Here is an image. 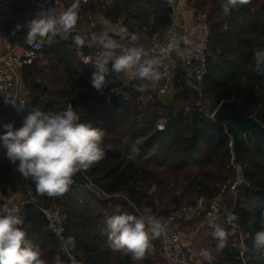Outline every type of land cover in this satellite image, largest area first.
Segmentation results:
<instances>
[{
  "label": "trees",
  "instance_id": "1",
  "mask_svg": "<svg viewBox=\"0 0 264 264\" xmlns=\"http://www.w3.org/2000/svg\"><path fill=\"white\" fill-rule=\"evenodd\" d=\"M96 7L80 3L79 16L90 23L91 17H103L113 25L122 22L128 33L147 34L161 39L172 24V9L164 0H94ZM75 0H65L66 7ZM196 11L207 15L210 28L208 47L210 57L203 86L205 92L219 104L222 100L245 106L250 116L264 124V65L258 71L253 59L256 50L264 48V0H250L237 5L225 15L221 4L225 0H189ZM86 33L87 42L93 33L103 31L95 20ZM70 40H52L37 59L22 70L23 84L29 89L27 100L43 111L59 112L69 106L78 114L81 123H91L105 132L101 148L104 157L89 170L83 171L88 186L75 185L60 202L66 214L62 238L51 234L45 217L35 206H27V220L22 230L26 238L41 252L47 264H54L60 256L63 264H163L157 250L159 238L152 240V248L143 261L113 250L110 246L106 219L118 214L141 216L145 213H170L183 205H196L203 199L205 210L181 223L202 222L210 201L222 193L229 195V186L237 173L233 164L230 136L226 128L199 110L194 104L180 110L169 120L163 131L157 129L160 112L169 108L152 98L142 103L138 79L123 86L107 77L110 83L102 91L91 85L94 68L85 64L82 56L96 49L87 43L78 47ZM40 79L42 82H40ZM188 98L196 100L193 91ZM218 106V105H217ZM11 123L14 129L23 119L11 105L0 106V135ZM244 183L236 196L225 200L218 216L232 234L222 250L211 235L207 243L212 259L205 264H244L240 255L242 245L239 231L244 235L247 264H264V255L254 247L256 232L264 228V135H250L241 164ZM15 166L6 158L0 142V200L13 189ZM35 194V185L26 180ZM226 187L227 189L222 192ZM155 189V190H153ZM172 207L165 208L166 204ZM229 214L238 219L227 224ZM235 224L236 226H234ZM74 247L65 244L68 238ZM160 262H159V261Z\"/></svg>",
  "mask_w": 264,
  "mask_h": 264
},
{
  "label": "clouds",
  "instance_id": "2",
  "mask_svg": "<svg viewBox=\"0 0 264 264\" xmlns=\"http://www.w3.org/2000/svg\"><path fill=\"white\" fill-rule=\"evenodd\" d=\"M248 3L250 0H225L221 8L228 15L233 7ZM79 6L80 0L66 8L63 0H55V6L40 9L23 25L17 24L14 31L26 28L25 43L29 46L50 44L56 35L68 34L76 28ZM100 24L104 30L93 33L87 42L80 36L74 37L78 47L87 43L89 48L97 49L94 57L83 59L94 68L90 81L93 88L102 91L110 83L107 77L111 73L121 74L128 80L151 83L159 80L158 61L138 43L136 33L129 34L126 28L116 27L102 17ZM109 32L116 36L127 35L128 42H118ZM253 59L259 71L264 65V48L256 50ZM138 90H146V85H138ZM4 102L18 112L30 109L19 129H14L11 123L3 126L6 131L0 135V142L10 164L25 180L35 185L38 193L50 197L65 194L77 173L89 170L103 159L101 144L105 132L91 123L79 122L80 117L71 106L59 112H46L16 96L6 95ZM237 219L234 214H229L226 223L232 224ZM23 222L19 208L11 199L0 203V264H47L40 250L26 238V232L20 227ZM106 224L110 246L133 261H143L152 248V240L165 232V226L155 216L145 218L124 213L108 217ZM210 227L211 235L218 242V250H222L232 233L216 220L210 221ZM65 244L75 246L71 237ZM254 247L264 255V228L256 232ZM201 255L209 261L213 258L207 250H202ZM54 264H63L59 255L54 257ZM72 264L77 261L73 259Z\"/></svg>",
  "mask_w": 264,
  "mask_h": 264
},
{
  "label": "built area",
  "instance_id": "3",
  "mask_svg": "<svg viewBox=\"0 0 264 264\" xmlns=\"http://www.w3.org/2000/svg\"><path fill=\"white\" fill-rule=\"evenodd\" d=\"M20 1H25L33 6V13L19 20V24L21 25H23L26 20L33 18L40 9L55 6V0H1L0 11ZM64 1L65 0H63V5ZM90 1L91 0H87V3H85L84 0H80V3L89 7ZM164 1L169 4L172 13H175L182 4L180 0L177 2L176 0ZM60 10L62 11L63 9ZM193 10L197 22L194 28L199 31V35L195 42L190 40L188 28H182L179 24L173 23L166 30L165 37L152 42L149 53L155 59L157 58L158 64L160 65L162 83L158 89V93L166 94L169 90L170 82L174 84L179 93L193 91L197 96L195 106L212 118L213 112L209 113L207 110L211 98L205 92L203 86L207 71V62L211 55L208 47L210 28L207 22V15L195 9ZM87 31H91V28ZM26 32V28L19 30L21 40L20 53H15L14 50H11L5 55H0V106L5 103L4 96L6 95L16 96L28 102L26 96L22 93L24 86L22 70L26 65H31L37 59L47 42L39 47L29 46L25 43ZM76 34L77 31L74 29L68 34H58L53 37L52 40L67 41ZM80 37L83 39L85 38L82 36ZM96 52L97 49L88 56H82V61L84 57H94ZM28 104L30 105L29 102ZM12 108L22 119L30 110L26 108L24 111L18 112L14 107ZM167 114L166 118L160 119L157 122V129L160 131L165 130L167 122L176 116V113H171V111H168ZM236 173L237 176L234 182L229 186V191L234 196H236L237 188L244 183L240 167H236ZM225 189L227 188L224 187L222 192H224ZM63 195L54 196L52 198L39 197L33 192L28 182L14 170L13 189L7 196H4L0 200V203H4L5 199H11L16 207L19 208L20 215L24 220L20 227L23 226L27 220V206H35L45 217L48 231L56 237L62 238L66 220V214L60 207ZM222 197L223 195L220 193L210 201L208 212L205 217L207 219L200 223L195 230L196 233L202 234L204 238H207L208 233H210V221L212 218L213 220L216 219L222 210ZM202 202L203 199H200L196 205H183L177 210L167 214L160 212L140 213V215L145 218L148 216L157 217L165 226V232L159 237V249L165 262L164 264H205L208 259H205V257L201 255L202 250H207L212 256V251L206 243L197 245L192 242V240L185 239L178 230V224L183 220L189 221L197 216L198 211L203 207ZM233 225L236 226L235 224ZM239 240L242 245L240 255L243 263L247 264L249 260L245 257V249L243 247L244 235L242 231H239Z\"/></svg>",
  "mask_w": 264,
  "mask_h": 264
},
{
  "label": "crops",
  "instance_id": "4",
  "mask_svg": "<svg viewBox=\"0 0 264 264\" xmlns=\"http://www.w3.org/2000/svg\"><path fill=\"white\" fill-rule=\"evenodd\" d=\"M177 1L178 0H176V2ZM180 1L182 2V4L179 6V9L175 13H172V24L175 23V24H179L182 28L183 27L188 28L189 38L192 42H195V40L199 35V31L194 28L195 24L197 23L196 16L193 10L194 7L189 2V0H180ZM64 8H66L65 5ZM32 13H33V6L29 3H26L25 1L13 3L9 8H5L0 11V55H5L9 53L11 50H14L15 53L21 52V40L19 36V31H14V30L16 29V25L19 24L20 22L19 20L23 19L24 17H28ZM100 18L101 17L98 18L91 17V22L88 23L84 21V19L81 16H79L78 23L75 28L77 33L80 36L85 37L86 33L90 32L87 30L92 28L91 26L94 24V21L95 20L100 21ZM114 26L126 28L122 22H119ZM108 34L110 35V32ZM114 39L118 40V42L120 43L128 42L127 35L117 36ZM154 40L157 39H153V37H150L147 34L138 35V43L142 45L145 48V50L148 52ZM157 70L160 73L159 64H157ZM112 75L118 76L119 80L123 83L124 82L130 83L134 81L124 78L121 74L113 73ZM161 83H162L161 74L159 80L154 83L145 81L144 84L146 85V90L142 91V96H147L149 100H151L152 98H156V100L159 101L162 104V106L166 108H171L174 106L178 94L181 93H179L176 87L174 86V84L170 82L168 92L166 94H159L158 89ZM22 93L23 95L28 97L29 89L26 85L23 86ZM178 230L185 239L192 240V242L194 243L196 242V235L195 236L193 235L195 234L194 233L195 230L190 231V233H186L180 229L179 225H178ZM198 239L199 238H197V240Z\"/></svg>",
  "mask_w": 264,
  "mask_h": 264
},
{
  "label": "water",
  "instance_id": "5",
  "mask_svg": "<svg viewBox=\"0 0 264 264\" xmlns=\"http://www.w3.org/2000/svg\"><path fill=\"white\" fill-rule=\"evenodd\" d=\"M89 7L95 11V2L91 0ZM212 119L222 124L230 136L233 164L241 167L247 149V139L250 135H264V124L256 116H250L246 107H238L234 101L222 100L213 112ZM88 186V179L84 172L77 173L74 183L70 186Z\"/></svg>",
  "mask_w": 264,
  "mask_h": 264
},
{
  "label": "rangeland",
  "instance_id": "6",
  "mask_svg": "<svg viewBox=\"0 0 264 264\" xmlns=\"http://www.w3.org/2000/svg\"><path fill=\"white\" fill-rule=\"evenodd\" d=\"M166 2V1H165ZM167 3V2H166ZM168 4V3H167ZM168 6H169V4H168ZM104 30V29H103ZM110 35H112L114 38L115 37H117L116 35H114L113 33L111 34V32H110ZM86 64V63H85ZM88 64H91V63H88ZM109 78H112L115 82H117V83H120V84H122L123 86H128L129 85V83H123V82H121L120 80H119V77L117 76H114V75H112V74H110L109 76H108ZM40 82H42L41 81V79H40ZM188 96V93H181V94H178V97L176 98V100H175V104H174V106L173 107H171V108H169V111H171V113H178L180 110H182V109H185V110H188L189 108H191V106H194L195 105V102H196V100H193V98H191V97H187ZM149 100V98L147 97V96H142V103H143V105L144 104H146L147 103V101ZM194 104V105H193ZM217 105H218V103H217V101H215V100H212L211 99V101L209 102V106H208V108H207V110H208V112L209 113H212V112H214V110L216 109V107H217ZM160 118L158 119V121L160 120V119H163V118H166V116L168 115L167 114V112H164V111H161L160 112ZM157 121V122H158ZM230 196H233V194L230 192L229 193V195H227V196H225L224 194H223V197H222V202H221V209H224V207H225V203H226V201L225 200H228L229 199V197ZM202 205H203V207L201 208V210H205V205H204V203L202 202ZM166 209L167 208H170V207H172V204H166L165 206H164ZM141 213L142 214H145V210L144 211H141ZM219 216V215H218ZM218 216H217V218L216 219H214V220H216V222H218ZM207 218H205L204 220H206ZM203 220V221H204ZM212 220H213V218H212ZM202 221V222H203ZM202 222H193V224H185V223H180V224H178L179 226H180V229L181 230H183L184 232H186V233H190V231H193V230H196L197 228H198V225L200 224V223H202ZM194 233L195 234H193L194 236L196 235V244L198 245H201V244H204V243H210L211 242V236H210V233H208V237L206 238H204L203 237V235L202 234H200V233H196L195 231H194ZM197 238H199L198 240H197ZM160 248V247H159ZM157 252H158V254H159V260L161 261H163V264L165 263L164 262V260H163V257L161 256V253H160V249H158L157 250ZM158 260V261H159ZM159 261V262H160ZM157 264H160V263H158L157 262Z\"/></svg>",
  "mask_w": 264,
  "mask_h": 264
}]
</instances>
